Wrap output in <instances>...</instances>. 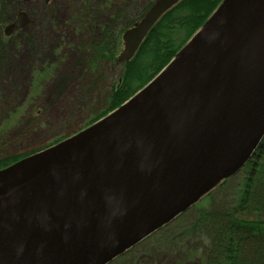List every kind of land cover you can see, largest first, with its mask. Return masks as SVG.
<instances>
[{"label":"water","instance_id":"water-1","mask_svg":"<svg viewBox=\"0 0 264 264\" xmlns=\"http://www.w3.org/2000/svg\"><path fill=\"white\" fill-rule=\"evenodd\" d=\"M180 1L155 0L122 34L117 63ZM27 23L19 12L4 36ZM263 139L264 0H223L118 108L0 170V264H109L234 176Z\"/></svg>","mask_w":264,"mask_h":264},{"label":"trees","instance_id":"trees-1","mask_svg":"<svg viewBox=\"0 0 264 264\" xmlns=\"http://www.w3.org/2000/svg\"><path fill=\"white\" fill-rule=\"evenodd\" d=\"M75 1L78 6L69 13L67 20L72 31L68 43L76 56L57 87L75 80L68 119L72 122L77 111L85 113L82 126L77 129L79 132L118 108L155 77L206 23L223 0H181L153 26L135 56L122 64L116 61L122 48V34L142 18L155 0ZM10 3L13 6L11 0H0V26L8 19L11 11L7 4ZM142 3L144 6H141ZM64 45L65 41L59 48ZM65 51L71 52L67 45ZM55 70V64H47L42 70L32 72L29 99L37 98ZM2 98L0 93V101ZM30 108L19 109L24 112L19 120H15V144L8 147L9 144L2 141L4 130L0 129V144L3 147L0 149V170L67 138L60 135L42 147L21 152L19 149L25 142L26 132L39 127L42 122L34 118L37 111ZM11 112L7 108L3 110L2 122L10 123ZM70 121L66 118L65 122L56 125V130H68ZM76 121L72 126L78 125ZM240 172L244 173L245 179L233 205L219 211L201 209L199 216L188 226L177 223ZM231 178L220 182L174 221L109 264H156L160 260L161 264H264V139ZM153 239L156 245L151 249L142 248ZM138 252L141 256L134 258Z\"/></svg>","mask_w":264,"mask_h":264},{"label":"rangeland","instance_id":"rangeland-1","mask_svg":"<svg viewBox=\"0 0 264 264\" xmlns=\"http://www.w3.org/2000/svg\"><path fill=\"white\" fill-rule=\"evenodd\" d=\"M10 4H7V6H10L11 12L6 7V10L10 12L8 13V19L6 23L0 26V93L3 94L0 101V129L3 128L5 133L2 141L9 144V147L11 144H15L14 134L17 131L14 126L15 120H19L24 112V110L19 111V109L31 107L32 111H37L33 116L42 120V122L39 123V127L26 132L25 142L22 144V148L19 149L21 152L26 153L46 145L48 141L57 136L66 135L69 137L82 126L84 112L77 113V111L72 122L68 119L72 109L75 80L57 87L60 78L70 69L75 60L76 55L71 49L70 43H68L71 41L72 31L67 19L69 13L75 10L78 3L75 0H48L44 4L45 8L42 0L22 2L21 4L15 3L13 6ZM141 6H144V4L142 3ZM17 12L25 13L28 23L24 28L12 33L11 36L5 37L3 34L4 28L12 22ZM64 41L65 47L60 49L59 46ZM66 45L70 49V53L65 51ZM47 64L56 65L54 76L46 80L45 85L43 83L44 87L38 92L37 98L29 99L32 72L42 70ZM5 108L12 110L11 120L8 124L2 122V113ZM66 118L67 121L71 122L69 124L71 127L68 130L64 129V131L58 132L56 125L65 122ZM75 121L78 125L72 126ZM2 148L0 144V149ZM243 179H245V175L241 172L236 177L229 179L223 188L214 191L209 199L204 200L198 207L191 209L177 223L185 226L190 225L193 223L194 218L199 216L201 209L219 211L230 207L237 199L238 191L243 185ZM153 245H156L155 239L144 244L142 248L151 249ZM140 256V252H138L134 258ZM156 264H161V260L157 261Z\"/></svg>","mask_w":264,"mask_h":264},{"label":"flooded vegetation","instance_id":"flooded-vegetation-1","mask_svg":"<svg viewBox=\"0 0 264 264\" xmlns=\"http://www.w3.org/2000/svg\"><path fill=\"white\" fill-rule=\"evenodd\" d=\"M14 4L15 3H17V4H21L22 2H15L14 0H11ZM30 1H35V0H29V1H26V2H30ZM42 3L43 4H45V0H42ZM19 12H17V14H18ZM16 18V17H15ZM15 18L12 20V22L11 23H13L14 22V20H15ZM10 22V21H9ZM11 23H9V24H11ZM17 30H15L14 32H16ZM13 32V33H14Z\"/></svg>","mask_w":264,"mask_h":264}]
</instances>
